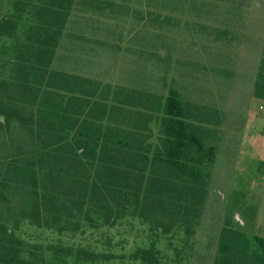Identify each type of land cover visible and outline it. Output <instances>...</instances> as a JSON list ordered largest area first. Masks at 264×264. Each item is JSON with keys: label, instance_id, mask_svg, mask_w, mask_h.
Masks as SVG:
<instances>
[{"label": "trees", "instance_id": "1", "mask_svg": "<svg viewBox=\"0 0 264 264\" xmlns=\"http://www.w3.org/2000/svg\"><path fill=\"white\" fill-rule=\"evenodd\" d=\"M71 2L0 0V9L9 6L0 18V43L22 77L14 89L32 97L30 104L37 103L23 129L38 146L21 153L20 161L12 158L1 176L0 196L9 176L28 199L27 207L8 218L0 203V264H124V254L113 250L122 241L113 242L107 234L93 248L79 244L73 250L56 240L40 253L26 248L16 235L23 223L55 229L63 237L76 233L82 221L88 225L84 231H100L124 220L136 221L138 232L146 236L127 264H193V243L187 242L208 191L217 137L216 125L209 122L216 110L169 90L166 96L142 97L140 111L128 113L134 125L123 129L118 112L103 122V103L88 107L51 85L40 89L46 74L40 67L50 59ZM262 68L257 91L264 88ZM152 120L159 122L156 142L146 134ZM216 252L211 264H264V237L227 225Z\"/></svg>", "mask_w": 264, "mask_h": 264}, {"label": "rangeland", "instance_id": "2", "mask_svg": "<svg viewBox=\"0 0 264 264\" xmlns=\"http://www.w3.org/2000/svg\"><path fill=\"white\" fill-rule=\"evenodd\" d=\"M8 8L2 4L0 18ZM93 37L95 47L83 42ZM57 41L53 52L67 56L71 50L77 59L62 73L88 78L90 87H98L93 99L106 91L112 94L116 86H136L161 96L173 90L216 110L209 122L216 125L217 137L208 191L187 242L193 243V264H211L224 226L264 237V88L257 91L264 65V0H72ZM88 45L110 50L96 57L94 50L86 51ZM3 48L0 43V177L12 158L20 161L21 153L38 147L23 129L37 103L30 104L32 97L14 89L16 81L21 86L22 77L14 57ZM54 68L45 74L40 89L54 84L59 74ZM146 126L149 140L155 142L159 122ZM10 178L6 176L8 185L0 196L5 218L27 207L26 193ZM80 225L76 233L61 237L55 229L23 223L16 235L26 248L40 253L56 240L68 242L73 250L79 244L93 248L107 234L113 242L122 241L113 250L124 254V264L139 239L146 243L136 221L124 220L100 231H84L88 225L83 221Z\"/></svg>", "mask_w": 264, "mask_h": 264}, {"label": "crops", "instance_id": "3", "mask_svg": "<svg viewBox=\"0 0 264 264\" xmlns=\"http://www.w3.org/2000/svg\"><path fill=\"white\" fill-rule=\"evenodd\" d=\"M59 40L61 41V38ZM83 42L90 44L92 47L96 46L94 37L91 38L90 40H84ZM57 44H58V41L56 42V45ZM91 46L88 45V47L86 48V51H89V53L92 54L94 50L96 57L99 55H102L103 57V55L107 52V49L110 50L109 48H106V47L102 50V48H91ZM66 47L69 48V45H67ZM71 47L72 45L70 44V48ZM73 53L71 50H69V52H67V56L66 55L62 56L58 52L52 51V54L50 56L48 63L46 64L44 62L42 63V67L40 68H42V70L44 71L46 70V74L52 73L51 71H52L53 66L56 67L54 68L56 73H59L57 76L55 75L56 79L53 82L54 84H50V85H53L52 88H55L56 91L61 92L62 94L74 95L80 100L86 101V103H88L87 104L88 107L92 106V104L94 103H97L98 105H101L103 103V105L105 106L107 110L106 115L103 120L104 123L108 122L107 118H108L109 113L118 112L119 115L122 117V121L121 123H119V125L123 129H128V127H131L132 125H134V120L129 119L130 114H134L135 112L140 111L142 97H144L145 95L154 97V96H157L156 93H148L144 91L142 88H137L136 86H133V85H131L133 87L116 86L114 87L115 92H113L112 94H109V91H106L105 95L102 93L104 97H101V98L99 97L100 98L99 100L93 99L94 96L96 95V90L98 87H95V88L90 87L92 82L87 80L88 78L73 75L71 73H68V74L62 73L63 68L69 67V70H70V67L74 66V64L76 63L77 59L74 58L75 56ZM45 81H47V79L44 75V78L42 79V83H44ZM129 112L131 113L128 115ZM110 115H114V114H110Z\"/></svg>", "mask_w": 264, "mask_h": 264}]
</instances>
